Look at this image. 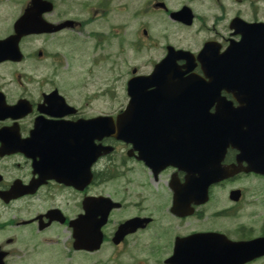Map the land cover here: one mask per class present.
<instances>
[{
	"label": "flooded vegetation",
	"instance_id": "obj_1",
	"mask_svg": "<svg viewBox=\"0 0 264 264\" xmlns=\"http://www.w3.org/2000/svg\"><path fill=\"white\" fill-rule=\"evenodd\" d=\"M198 1L177 0L178 9L187 5L194 12L192 27L196 39L192 44L197 48L194 51L210 41L229 42L235 38L231 30L234 18L249 12L251 21H261L264 11L263 0L247 4L243 0H226L225 4L213 0L215 8L210 9L208 16L203 14ZM164 3L166 0H0V43L13 41L12 45L6 43L11 48L0 44V191H9L15 183L33 187L42 184L34 194L15 201L0 198V210L13 202L19 203L20 214L33 213L32 222L27 224L29 230L21 235L30 239L29 245L40 239L47 246H61L54 250L63 252L68 244L74 254L69 223L85 215L89 198H107L121 204L111 212L104 228L105 243L110 247L103 250L111 264H195V243L177 241L202 233L225 234L233 241L252 238L245 236L243 226L233 232L236 236L204 223L218 217L230 221L241 215L244 197L249 193L243 184L253 181L264 186V176L237 174L212 186L209 199L198 207L197 199L192 200L197 188L191 185L197 177L189 178L182 168L189 158L182 152L187 145L195 150L197 132L192 126L183 131L182 110L167 103L169 100L150 99L145 103L149 104L142 109L148 129L139 131L132 143L112 137L99 140L97 132L85 131L86 121L116 117L130 106L131 99L127 94L119 96L118 91L126 89L136 68L126 55L135 48L134 21L143 20L141 40L146 42L143 47H157L160 41L150 35L148 22L149 16L155 14L153 20L160 23L165 14L160 8ZM22 20L31 26L16 28ZM16 42L23 54L20 62L4 58ZM118 58H123L122 63ZM180 64L184 66L185 62ZM227 101L238 108L239 103L232 96H227ZM215 111L216 105L211 113ZM192 118L194 108L187 122ZM175 126L177 137L171 136ZM29 140L30 144L33 141L31 150ZM221 143L231 141L221 137ZM92 147L109 150L107 155L92 160V181L85 185L86 163L91 160ZM25 152L30 153V158ZM77 154L78 169L73 163ZM238 155L229 146L223 165L236 164ZM64 160H68V168ZM69 183L80 186H67ZM235 190L241 191L239 201L231 199ZM220 192L225 193V202L221 203V209L216 206L212 209ZM191 212L193 215L188 214ZM45 215H50L51 220ZM137 217L152 222L115 246L112 238L119 226ZM249 230L252 232L250 227ZM48 233L53 235L45 238ZM20 234L2 239V243L9 246L16 241L26 243L19 242ZM259 236L264 233L254 237ZM7 245L2 247L9 252V259L18 256ZM24 255L26 252L20 257ZM261 261L264 258L248 264Z\"/></svg>",
	"mask_w": 264,
	"mask_h": 264
},
{
	"label": "water",
	"instance_id": "obj_2",
	"mask_svg": "<svg viewBox=\"0 0 264 264\" xmlns=\"http://www.w3.org/2000/svg\"><path fill=\"white\" fill-rule=\"evenodd\" d=\"M259 34L261 35V33ZM255 36L259 38L258 34ZM262 48H264V33H262L260 40H246L239 50L231 56L229 66L232 68L231 70L229 69L230 73L243 75L245 83H247L244 86L246 102L244 111L239 118L240 129L236 125L231 126V122L227 123L229 130L234 129L233 131L237 130L242 133L239 140L236 139L238 137L235 138V146L240 150L239 163L246 162L247 167L245 170L248 172L255 171L264 174V49ZM168 64V59H166L161 65L157 66L152 76L153 82H166L164 73L168 71ZM151 78H139L130 83L129 89L138 91L140 84L136 83H142L143 87H145L144 82H151ZM198 83L195 150H197L198 177L203 178L202 186H204L206 192L213 181L219 178H226L232 173L230 171L226 172L225 169L211 168L210 163L216 162L220 157L221 145L218 142L219 132L211 128L208 116L209 90L211 88L201 87L200 80H198ZM160 90L162 89L160 88ZM125 116L124 114L122 117L124 118ZM121 121L118 120V123H121ZM102 123L103 136L109 132L114 134L115 131L111 122L102 121ZM104 124L110 125L112 130L108 125ZM121 124L122 127L119 129L126 132V122L123 121ZM105 219L106 215L99 223L90 217L88 224H86V235H90L94 230L97 233L88 237L89 240L84 241L80 248L88 251L99 249L102 240L99 229L105 223ZM141 226L142 224L137 221L128 222L120 229V238ZM210 237L212 239L208 240V243L204 241V238ZM195 238L198 239L199 244L207 245L209 248L216 250L211 255V258H214L212 264H244L249 259L264 254V239L246 243H231L227 242L224 237L220 238L217 235H198Z\"/></svg>",
	"mask_w": 264,
	"mask_h": 264
},
{
	"label": "rangeland",
	"instance_id": "obj_3",
	"mask_svg": "<svg viewBox=\"0 0 264 264\" xmlns=\"http://www.w3.org/2000/svg\"><path fill=\"white\" fill-rule=\"evenodd\" d=\"M137 4L138 2H134V5H137ZM170 7L176 9L175 4H171ZM154 15L155 14H152L151 16H149L148 28H149L150 35L155 37L156 40L162 41L163 39L161 38V33L163 31V33L165 32V43L167 42V40L174 41L175 35L176 34L178 35L177 26L174 25L171 21L167 22L168 18L166 15L164 16L167 19L166 21H163V22L160 21V23H157L153 20ZM137 20L138 21H134L133 40L135 43V48H133L132 52H128L126 55L129 58L130 63L131 64L133 63L134 67H138L140 72L145 73L152 69V65H153L152 58H154L155 61H159V59L162 58V53L159 52V50L157 49H150L149 52H146L145 50L146 48L143 47V44L146 42L141 40L142 30L144 28L143 20L141 18ZM138 36L140 37V39H137ZM122 60L123 58H118V61L120 63H122ZM123 65H122V68L125 69ZM102 67H105V66L102 65ZM118 93L121 96L123 91L119 90ZM260 182L261 181H259V183ZM243 187L249 190V193L247 195V200L245 202L241 215H239L235 219H231L230 221L225 219L221 222V224H219L218 222L215 223L213 219H209V221L206 222V225L223 227L228 231H235L237 227L242 225V226H248V228L250 227L252 229L253 234L255 235H259L263 232L262 227L264 225V204L262 203L263 204L262 208L257 207L256 204H252V201H254L255 197H258L260 199V197L262 196V195L259 196L258 194L256 196L255 193H253L252 191L254 187L256 190H259L260 184L255 185V182L252 181V183H249V184L244 183ZM251 193H253V196L251 195ZM215 195L216 193L214 194V196ZM225 198H226L225 193L220 192V194L217 195V197H215L214 199V204L212 206V209H214L215 206L221 209L222 208L221 203L225 202ZM31 213L32 212L25 213V216L31 218ZM15 221L20 222L18 214H17V218L15 219ZM20 231H21V234L18 235L19 242L22 241V242L29 243L30 239L21 236L27 231L25 226H21ZM51 235H53V233H48L44 237L46 238ZM66 236L63 238L65 241H66ZM16 244L17 242L12 247L14 246L16 247ZM33 244H31L26 249V255L21 258L17 257L15 262L19 261L20 264H109L103 253L95 257L91 256V259L89 258L85 260L77 255L73 256L74 254H72V249L69 247L68 244L65 246L67 250L63 249L62 250L63 252H58L56 250H50L49 248L60 249L61 246H57V245L47 246L43 244L40 239H37L36 242H34ZM66 251L69 254L68 256L66 254ZM256 264H264V263L258 262Z\"/></svg>",
	"mask_w": 264,
	"mask_h": 264
}]
</instances>
